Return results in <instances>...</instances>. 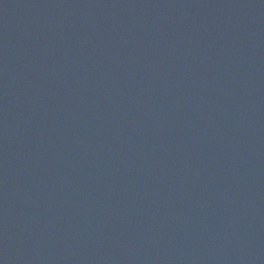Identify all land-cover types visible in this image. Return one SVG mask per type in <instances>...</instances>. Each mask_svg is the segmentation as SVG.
Segmentation results:
<instances>
[{"label": "water", "instance_id": "obj_1", "mask_svg": "<svg viewBox=\"0 0 264 264\" xmlns=\"http://www.w3.org/2000/svg\"><path fill=\"white\" fill-rule=\"evenodd\" d=\"M0 264H264V0H0Z\"/></svg>", "mask_w": 264, "mask_h": 264}]
</instances>
